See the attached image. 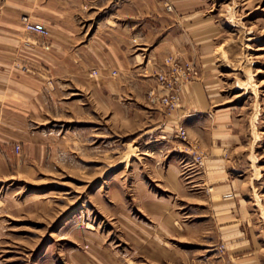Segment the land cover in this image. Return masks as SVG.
I'll list each match as a JSON object with an SVG mask.
<instances>
[{"label": "rangeland", "instance_id": "rangeland-1", "mask_svg": "<svg viewBox=\"0 0 264 264\" xmlns=\"http://www.w3.org/2000/svg\"><path fill=\"white\" fill-rule=\"evenodd\" d=\"M203 10L196 42L204 47L205 36L215 35L212 84L222 89L208 111L239 134L218 152L229 159L225 187L208 173L213 153L200 133L210 126L206 114L188 129L181 113L171 130L166 117L174 111L147 97L155 80L150 87L130 82L115 101L91 87L69 88L61 100L48 67L16 63L46 76L48 113L31 125L41 150L27 137L0 147V264H264V128L257 119L264 114H251L249 87L235 95L237 81L256 83L264 74L256 69L264 68V0H204ZM18 33L17 41L36 40L22 27ZM40 38L49 42V34ZM9 40L0 33V43ZM179 127L185 139L176 136Z\"/></svg>", "mask_w": 264, "mask_h": 264}, {"label": "crops", "instance_id": "crops-1", "mask_svg": "<svg viewBox=\"0 0 264 264\" xmlns=\"http://www.w3.org/2000/svg\"><path fill=\"white\" fill-rule=\"evenodd\" d=\"M4 1L0 33L2 38L11 40L0 43V147L12 148L24 142L22 137H27L35 150H41L37 140L40 134L31 131V125L44 122L48 113L47 96L43 90L45 81L41 77H50L53 95L57 94L61 100L68 98L69 88L78 91L91 87L98 97L99 91L103 90L105 98L115 101L117 97L121 98L130 82L141 80L147 87L153 86V74L162 67V59L166 55L177 54L197 66L200 81L182 88V107L179 111L170 112L174 117L169 120L166 117L167 125L171 130L176 129L178 118L183 113L186 115L183 117L185 126L189 129L191 123L201 119L198 115L206 114L204 123L208 122L210 126L205 125L200 133H203V141L213 153L207 160L208 173L210 177L220 179L214 182L217 187H225L223 183L227 173L224 165L229 159L221 157L218 152L226 140L238 143L239 134L235 133L229 121H215L216 115L214 117L208 111L211 98L222 89H213L212 84L219 68L213 58L216 37L209 35L212 29L210 32L205 29L204 34L209 36H205L204 47L196 42V30L202 24L199 19L204 17V0ZM166 5H170L169 10ZM25 10L29 21L47 28V49L42 47L43 42L35 33L26 31L36 38L33 43L17 41L21 27L24 30L19 16ZM135 50L141 52L133 53ZM22 61L27 66L48 67L46 76L39 77L14 68ZM93 68L99 70L100 76H92L88 72ZM256 69L264 71V68ZM109 70L110 73L115 71V75H110ZM136 75L141 78H135ZM237 86L242 89L235 94L237 97L246 93L245 89L249 87L253 98L251 114H264V74L256 83L239 80ZM4 106L9 108L4 109ZM257 119L264 128V118ZM256 121L255 117L251 118L252 130ZM0 157L5 159V154L0 153ZM262 220L264 223V215ZM70 256L81 262L80 254L72 253Z\"/></svg>", "mask_w": 264, "mask_h": 264}, {"label": "built area", "instance_id": "built-area-1", "mask_svg": "<svg viewBox=\"0 0 264 264\" xmlns=\"http://www.w3.org/2000/svg\"><path fill=\"white\" fill-rule=\"evenodd\" d=\"M167 9H170L169 5H167ZM22 22L24 30L27 32L35 33L42 38H46L49 34L47 28L40 23L31 22L26 17L22 18ZM42 47L47 49L48 45L43 43ZM91 75H96L95 69L91 70ZM112 75H115L114 71H112ZM153 76L156 88L149 90L148 100L151 103L159 104L168 111H176L181 106L180 91L182 87L186 83L196 80L199 70L193 62L183 60L177 54H170L162 59V67L155 71ZM176 136L185 139V130L179 127L176 130ZM15 148L18 150L19 146L16 145ZM197 163L201 164V160Z\"/></svg>", "mask_w": 264, "mask_h": 264}]
</instances>
